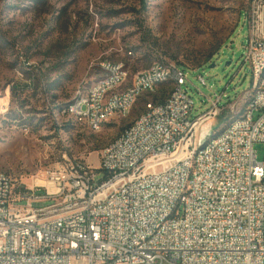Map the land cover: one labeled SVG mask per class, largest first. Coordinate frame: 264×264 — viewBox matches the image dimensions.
<instances>
[{"label":"built area","instance_id":"1","mask_svg":"<svg viewBox=\"0 0 264 264\" xmlns=\"http://www.w3.org/2000/svg\"><path fill=\"white\" fill-rule=\"evenodd\" d=\"M245 22L243 62L261 94L252 113L204 156H196L197 132L219 113L223 95L208 98L210 106L191 119L184 67L159 53L151 69L127 82L120 78L125 62L103 60L102 85L78 90L74 104L65 105L81 123H108L109 113L148 96L146 87L168 84V75H176L179 91L145 101L140 126L122 129L116 147L100 151V168L66 158L29 186L4 172L0 264H264V155L258 160L254 150L264 144V0H250ZM196 78L206 84L203 75ZM26 84L30 91V78ZM175 192H183L182 201ZM44 199L52 202L33 207Z\"/></svg>","mask_w":264,"mask_h":264},{"label":"rangeland","instance_id":"2","mask_svg":"<svg viewBox=\"0 0 264 264\" xmlns=\"http://www.w3.org/2000/svg\"><path fill=\"white\" fill-rule=\"evenodd\" d=\"M249 4L250 0H0V171L15 184L29 186L40 182L47 167L66 158H84L100 168L103 147L143 111L145 101H163L171 89L170 82L160 84L155 93L135 102L128 117L105 122L97 131L74 124L63 113L65 105L78 90L87 91L102 77L103 60L125 62L127 82L151 66L159 53L184 67L194 102L191 119L210 106L208 98L223 95L219 113L197 132L198 138L209 128L207 138L217 134L243 114L252 93L249 65L243 62ZM198 74L206 84L197 80ZM254 150L262 160L264 144L255 143ZM103 176L96 170V180Z\"/></svg>","mask_w":264,"mask_h":264},{"label":"bare ground","instance_id":"3","mask_svg":"<svg viewBox=\"0 0 264 264\" xmlns=\"http://www.w3.org/2000/svg\"><path fill=\"white\" fill-rule=\"evenodd\" d=\"M155 61H157V60H155ZM146 69H151V66H149ZM137 72H139V71H137ZM137 72L135 74H137ZM259 75H264V61L259 66ZM128 76H129V70L127 69V67L120 70V78H128ZM168 82H170L172 86H171L169 93L165 97V99H170V98L174 97V94L177 93V91H179V83H177L176 75H168ZM101 85H102V77H100L96 82H94L91 85V89H98V87H100ZM157 89H158V86L146 87V94H153L157 91ZM87 92H89V89L83 93H80V94H87ZM259 94H261V86H259V82H257V79H253L251 97L249 98V100L246 104V107H245L243 114L240 115L239 117H236V118L232 119L231 121H229V123L226 124L217 134H215L214 136L208 137L201 145H199V138H198L197 144H196V156H204L206 149H208V147L212 143L220 140V138L223 136V134H226L227 132H229L240 121H242V119L246 115V113H252L253 106L257 103V97L259 96ZM68 104H74V98ZM133 105L134 104H126V111L117 112V113H109L108 114V121L115 119V118L123 119V118L128 117V115L130 114V112L132 110ZM63 113L66 116H68V119L71 120L72 123L78 124L80 126H84V127L88 128L92 131L99 130L102 127V125L106 122V121H99V125L98 124H92V123H81V117H73V114L69 111H65V108L63 110ZM139 126H140V117L138 115L131 123H129L123 129L124 130H135V128H137ZM121 140H122V131L115 138H113L111 141H109L103 147L102 150L112 151L116 147V144H118V142ZM3 176H4V171H0V177H3ZM182 200H183V192H175V201H182ZM169 212H176V205H169Z\"/></svg>","mask_w":264,"mask_h":264},{"label":"water","instance_id":"4","mask_svg":"<svg viewBox=\"0 0 264 264\" xmlns=\"http://www.w3.org/2000/svg\"><path fill=\"white\" fill-rule=\"evenodd\" d=\"M226 64H228V62ZM211 66H214V64H209V67ZM210 134H211V128L206 129L203 132H201L199 136V145H201L206 140L207 136Z\"/></svg>","mask_w":264,"mask_h":264},{"label":"trees","instance_id":"5","mask_svg":"<svg viewBox=\"0 0 264 264\" xmlns=\"http://www.w3.org/2000/svg\"><path fill=\"white\" fill-rule=\"evenodd\" d=\"M12 90V89H11ZM159 95L156 96V98H158ZM159 99V98H158ZM163 99V98H162ZM162 99L156 100V101H161Z\"/></svg>","mask_w":264,"mask_h":264},{"label":"crops","instance_id":"6","mask_svg":"<svg viewBox=\"0 0 264 264\" xmlns=\"http://www.w3.org/2000/svg\"><path fill=\"white\" fill-rule=\"evenodd\" d=\"M245 20V19H244Z\"/></svg>","mask_w":264,"mask_h":264}]
</instances>
